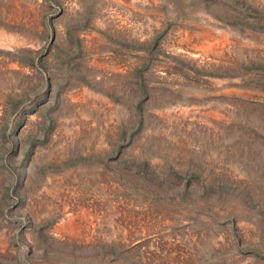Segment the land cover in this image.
Here are the masks:
<instances>
[{"label": "rangeland", "instance_id": "rangeland-1", "mask_svg": "<svg viewBox=\"0 0 264 264\" xmlns=\"http://www.w3.org/2000/svg\"><path fill=\"white\" fill-rule=\"evenodd\" d=\"M0 264H264V0H0Z\"/></svg>", "mask_w": 264, "mask_h": 264}, {"label": "bare ground", "instance_id": "bare-ground-1", "mask_svg": "<svg viewBox=\"0 0 264 264\" xmlns=\"http://www.w3.org/2000/svg\"><path fill=\"white\" fill-rule=\"evenodd\" d=\"M119 26V25H118ZM208 48V47H207ZM186 51V50H185ZM194 56V55H193ZM196 56V55H195Z\"/></svg>", "mask_w": 264, "mask_h": 264}]
</instances>
